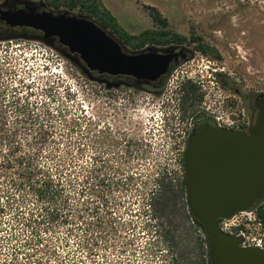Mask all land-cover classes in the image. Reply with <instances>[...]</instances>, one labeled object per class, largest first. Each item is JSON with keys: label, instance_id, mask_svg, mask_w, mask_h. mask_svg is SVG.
<instances>
[{"label": "rangeland", "instance_id": "1", "mask_svg": "<svg viewBox=\"0 0 264 264\" xmlns=\"http://www.w3.org/2000/svg\"><path fill=\"white\" fill-rule=\"evenodd\" d=\"M3 1L0 0V4ZM30 1L43 3L47 11H57L48 6V0ZM99 1L133 35L155 27L149 8H156L174 32L185 36L195 32L216 46L223 60L219 72L237 74L240 79L241 72L247 68L250 96L264 92V0ZM60 10L94 19L80 7ZM65 53L36 36L0 43V111H5L11 124L16 118L14 100L19 107L27 105L35 115L42 117L46 111L53 114L49 124L51 142L44 147V161L52 163L51 158L46 159L47 153L55 149L58 152L54 161L64 159L69 164L65 173H70L73 180L71 204L75 205L65 224L58 223L49 231L44 226L41 228L42 238L57 249L56 255L26 253L24 249L12 254L13 246L20 247L22 240L30 237L31 229L26 232L27 228L19 226L15 230L19 236L17 241L3 240V236L10 233L7 226L12 217L8 212L1 216L0 242L4 248H0V264L194 262V254L183 259L168 248L162 239L167 231L165 225L157 227L155 221L150 222V214L140 215L143 203L147 202L142 197H152L159 191L160 175L166 172L178 181L181 179L180 143L175 134L172 135L177 124V100L172 95L177 91L176 83L170 87L173 91L169 89L165 95L136 91L135 110L129 114L117 109L119 104L127 102L122 95L127 89L115 92L116 103L110 102L102 94L98 75L89 74L77 57L71 58ZM194 54L196 59L187 64L190 72L206 75L208 70L210 73L214 60L197 52ZM178 74L180 76V68L175 77ZM204 80L202 89L206 88L209 94V89L217 87L216 81L209 83L207 77ZM216 90L218 96L229 95L223 89ZM227 102L225 111L233 103ZM124 134L139 144L132 155L125 145ZM126 176L133 177L129 187L119 185ZM22 214L27 215L26 210ZM147 220L150 226L145 228ZM1 222L6 224L1 225ZM199 233L191 234L190 241Z\"/></svg>", "mask_w": 264, "mask_h": 264}, {"label": "trees", "instance_id": "2", "mask_svg": "<svg viewBox=\"0 0 264 264\" xmlns=\"http://www.w3.org/2000/svg\"><path fill=\"white\" fill-rule=\"evenodd\" d=\"M47 2L48 6L57 11L62 7L70 10L80 7L116 41L132 49L133 52L155 46L192 47L193 50L204 55L220 57L215 47L195 32H192L190 36L174 32L169 27L168 20L162 17L156 8H149L155 27L133 35L119 24L117 18L99 0H48ZM4 31V28H0V33ZM31 36L41 38L42 33L30 28H8L6 38H0V40L30 39ZM55 48L58 49L60 46ZM65 51L69 54L66 49ZM83 69L86 70L84 65ZM1 85L0 82V87ZM12 103L15 104L16 117L13 120V126L5 111H0V217L7 212L12 217L8 220L7 226L10 233L7 232L3 240L17 241L19 236L15 230L22 226L27 228L26 232L31 229L30 237L26 236V240H22L20 247L13 246L12 254H17L24 249L26 253L42 252L56 255L57 249L51 242L44 240L40 233L43 226L49 231L58 223L65 224L69 219V213L74 210L75 205L71 204L74 193L70 191L73 180L70 173L68 175L65 173L66 166L68 167L69 164L64 159L54 161L58 152L55 149L47 153L46 159L51 158L52 163H48V160L44 161V147L51 142L49 124L53 114L46 111L41 117L32 113L27 105L19 107L16 100ZM122 179L124 181L120 180L119 185L123 187H129L133 182L132 176ZM157 186L159 191L156 194L153 193L152 197H142L147 202L143 203L144 210L140 212V215L145 217L150 214V222L155 221L154 225L157 227L165 225L167 231L162 234V239L178 257L189 259L190 255L194 254L196 258L190 264H212L209 242L203 226L195 219L189 207L185 181L180 184V181L176 180L171 173L164 172L160 175ZM77 194L82 195L78 192ZM147 206L149 211L145 209ZM85 207L89 209L86 205ZM24 210L27 215L22 214ZM260 215L263 217L262 212ZM2 224L5 225L6 222H1ZM149 226L147 220L145 228ZM197 232H200L199 235L192 237L190 241L191 234L195 235ZM43 241H45L44 245ZM40 246L43 250H40ZM0 248H4L1 242ZM175 261L173 260V264L180 263L178 260V262Z\"/></svg>", "mask_w": 264, "mask_h": 264}, {"label": "water", "instance_id": "3", "mask_svg": "<svg viewBox=\"0 0 264 264\" xmlns=\"http://www.w3.org/2000/svg\"><path fill=\"white\" fill-rule=\"evenodd\" d=\"M37 9L30 1L26 9H0V21L10 28L41 32L43 39H57L88 73L150 84L165 76L178 56L176 47L126 51L88 17ZM184 169L189 207L203 226L211 263L264 264L263 249L243 247L241 237L226 234L219 226L221 220L255 209L264 200V104L257 106L248 132L200 125L188 140Z\"/></svg>", "mask_w": 264, "mask_h": 264}, {"label": "flooded vegetation", "instance_id": "4", "mask_svg": "<svg viewBox=\"0 0 264 264\" xmlns=\"http://www.w3.org/2000/svg\"><path fill=\"white\" fill-rule=\"evenodd\" d=\"M30 0H4L0 4V9L2 10H19L26 9V4ZM32 2V1H30ZM36 7H38L37 12H43L46 9V5L41 2H34ZM0 28H4L5 31L0 33V38H6L8 26L5 23L0 21ZM39 38V36H38ZM41 40L45 42H50L54 46H60L58 49H63V53H65V48L62 47L57 39H43ZM6 41L11 40H0V43H4ZM212 46V45H211ZM216 47V46H215ZM165 48V47H163ZM219 53L220 57L216 56H208L204 55L201 52H197L192 48H178L176 47V51L178 52V56L173 60L170 70L168 73L160 78L158 81L154 83H143L137 81L132 77L126 76H110V75H98L99 83L102 88V94L106 98L111 100L110 102H115L116 96L115 92L120 91V89H127L122 92L123 96H126L127 102L122 105L119 104L117 107L118 111L123 109L124 111L130 112L134 111L135 108V99H136V91H141L146 94H153L154 96L165 95L166 92H169L171 85L176 83V92L172 93V95L176 96L177 100V110H176V128H174L175 133L172 132V135L175 134V138L180 143V159L185 158L184 152V143L185 139H187V143L191 135L196 131V129L202 124H209L212 126L216 125L217 118H224L227 115L228 111H225V104L228 101L232 103L235 97L240 100L241 107L246 110V112L251 116L253 122L256 116V108L258 105L264 104V92H257L255 95L250 96L249 90L247 88V68L241 72V78L239 79L236 75H232V73L228 74L226 72H219L220 65L223 64V60L221 58V52L215 48ZM195 52L201 54L202 56L210 57L214 60L213 64L209 69L211 72L209 73L206 70V75L200 74L199 72H190L191 67L187 64L195 60ZM66 54V53H65ZM247 59L244 58V61ZM198 67V65H197ZM180 68V76L179 74L175 77V72ZM182 69V70H181ZM208 79V82L212 83L216 81L217 87H213L209 89V94L206 93V88L202 89L204 78ZM218 79V81H217ZM224 90L228 92L229 95H217V90ZM114 91V92H113ZM172 92L173 90L170 89ZM220 99H222L220 101ZM227 102V103H228ZM120 105L123 108H120ZM116 113V112H115ZM117 114V113H116ZM124 138H126V134H124ZM124 140L125 145L128 146L130 155L135 152V149L139 147V144L135 142L134 138H126ZM123 140V139H122ZM175 145H177L175 143ZM178 146V145H177ZM147 147V146H146ZM187 147V146H186ZM131 151V152H130ZM186 151V150H185ZM185 181L182 177L180 179V184Z\"/></svg>", "mask_w": 264, "mask_h": 264}, {"label": "built area", "instance_id": "5", "mask_svg": "<svg viewBox=\"0 0 264 264\" xmlns=\"http://www.w3.org/2000/svg\"><path fill=\"white\" fill-rule=\"evenodd\" d=\"M253 123L251 116L241 107L240 100L235 97L227 115L224 118H217L215 126L220 129L248 132ZM186 146L187 139L184 143V152ZM180 176L181 178L185 176L183 158L180 159ZM260 212H262L263 217ZM219 226L224 233L241 237L243 247L264 250V201L255 209L239 212L229 219L221 220Z\"/></svg>", "mask_w": 264, "mask_h": 264}]
</instances>
